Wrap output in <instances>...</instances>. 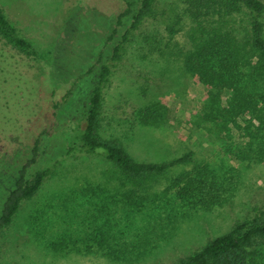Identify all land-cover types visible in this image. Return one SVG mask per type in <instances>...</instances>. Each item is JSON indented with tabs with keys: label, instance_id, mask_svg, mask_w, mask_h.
<instances>
[{
	"label": "rangeland",
	"instance_id": "rangeland-1",
	"mask_svg": "<svg viewBox=\"0 0 264 264\" xmlns=\"http://www.w3.org/2000/svg\"><path fill=\"white\" fill-rule=\"evenodd\" d=\"M158 2L163 15L147 23V42L139 38L134 48L143 60L129 56L113 70L99 131L120 140L137 160L167 162L190 154L188 163L148 178L141 188L128 185L124 204L101 160L67 159L0 233V264H178L249 216L253 206H264V159L256 157L264 129L246 131L251 118L231 113L223 95L209 100L207 85L184 65L191 48L184 5ZM0 5L34 51L0 38L3 185L31 157L36 141L38 157L29 174L50 165L62 134L81 121L88 85L106 62L105 40L126 3ZM139 71L153 80L147 84ZM122 102L136 109L127 118L117 110ZM191 178L193 188L185 187ZM101 237L118 250L116 258L97 242ZM59 244L63 249L56 251ZM251 258L249 264H264V248Z\"/></svg>",
	"mask_w": 264,
	"mask_h": 264
},
{
	"label": "trees",
	"instance_id": "trees-1",
	"mask_svg": "<svg viewBox=\"0 0 264 264\" xmlns=\"http://www.w3.org/2000/svg\"><path fill=\"white\" fill-rule=\"evenodd\" d=\"M125 3L105 40L106 62L101 63L88 85L90 92H87L81 121L73 132L62 134L53 162L29 174V168L38 157L36 141L27 162L0 185V233L11 225L23 205L36 196L57 166L67 159L101 160L108 177L117 184L114 190L121 196L119 203L125 201L121 194H129L128 185L141 188V183L148 178L165 175L173 166L188 163L190 154L167 162L137 160L120 140L105 137L99 131L105 89L114 68L129 56L142 59L134 53L136 42L139 38L147 42L148 34L144 28L148 22L163 15L158 0H125ZM181 3L191 23L187 33L191 48L183 58L185 68L207 85L211 102L221 100L223 95L231 105V113L249 115L251 119L246 131L249 128H252L251 132L255 131L253 128L263 130L264 0H181ZM0 38L16 49L34 53L31 44L19 35L6 17L1 5ZM102 55L104 52H99V61H102ZM137 75L147 84L153 80L141 71ZM141 89L146 91L142 86ZM134 109L130 102H122L117 107L123 117L134 113ZM254 120L257 126L253 124ZM256 153L257 158L264 159V146ZM194 182V178L189 179L185 187L193 188ZM105 239L109 240L101 237L97 242L107 246ZM61 245L55 250H62ZM258 248H264V206H253L249 216L235 221L229 231L180 258L178 264H249ZM103 249L111 258L118 256L116 248L107 246Z\"/></svg>",
	"mask_w": 264,
	"mask_h": 264
}]
</instances>
